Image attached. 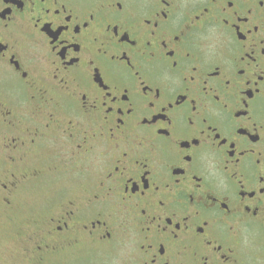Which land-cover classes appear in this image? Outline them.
Here are the masks:
<instances>
[{
    "label": "flooded vegetation",
    "instance_id": "af4514ba",
    "mask_svg": "<svg viewBox=\"0 0 264 264\" xmlns=\"http://www.w3.org/2000/svg\"><path fill=\"white\" fill-rule=\"evenodd\" d=\"M4 226L24 264H264V0H0Z\"/></svg>",
    "mask_w": 264,
    "mask_h": 264
},
{
    "label": "rangeland",
    "instance_id": "374dc122",
    "mask_svg": "<svg viewBox=\"0 0 264 264\" xmlns=\"http://www.w3.org/2000/svg\"><path fill=\"white\" fill-rule=\"evenodd\" d=\"M40 204H42V200L39 202L34 197H29L28 199L23 197L20 199L16 203L17 209L19 211L21 210L22 213L18 215V218L21 217L22 220L19 221V225L27 227L24 220L36 215V213L31 214L28 210H31L32 208H35L36 205ZM12 235V231L8 227H0V264H24V261H22V254L24 253L25 248L21 251L24 244L20 243V245H18L19 242L16 240V245Z\"/></svg>",
    "mask_w": 264,
    "mask_h": 264
}]
</instances>
